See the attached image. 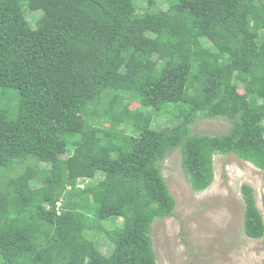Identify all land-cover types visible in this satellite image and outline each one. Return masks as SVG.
Here are the masks:
<instances>
[{"label": "trees", "instance_id": "obj_1", "mask_svg": "<svg viewBox=\"0 0 264 264\" xmlns=\"http://www.w3.org/2000/svg\"><path fill=\"white\" fill-rule=\"evenodd\" d=\"M165 1L0 0V264H158L174 149L195 191L216 154L264 170V0ZM201 118L231 125L194 132ZM241 192L259 239L254 189Z\"/></svg>", "mask_w": 264, "mask_h": 264}, {"label": "rangeland", "instance_id": "obj_2", "mask_svg": "<svg viewBox=\"0 0 264 264\" xmlns=\"http://www.w3.org/2000/svg\"><path fill=\"white\" fill-rule=\"evenodd\" d=\"M159 3L168 5L165 0ZM175 120L156 116L153 126L169 125ZM230 125L226 118H201L194 122L193 131L216 134L227 131ZM110 127L113 125L107 123L101 129ZM214 169L213 183L195 191L182 168L180 148L162 162L163 175L177 206L173 216L158 219L153 225L158 264H264V236L254 239L244 231L241 192L244 183L253 187L264 219V170L233 153L214 155ZM101 178L103 174L98 173L95 180ZM91 181L81 180L79 187ZM106 226L113 228L108 223ZM96 239L99 249L110 254L113 245L106 233L98 232Z\"/></svg>", "mask_w": 264, "mask_h": 264}]
</instances>
